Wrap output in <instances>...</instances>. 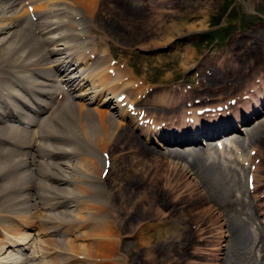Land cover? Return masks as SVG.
Returning <instances> with one entry per match:
<instances>
[{
    "label": "rangeland",
    "instance_id": "obj_1",
    "mask_svg": "<svg viewBox=\"0 0 264 264\" xmlns=\"http://www.w3.org/2000/svg\"><path fill=\"white\" fill-rule=\"evenodd\" d=\"M78 1H76L73 5L76 7V4H78L77 9H79L78 11L82 13L84 17V22L86 24L84 23V28H81L85 29L84 31L86 33L84 32V34H86V37H81H84L86 41H84V38H82L83 41H81L82 39L75 41L76 44H74L75 42L73 43L71 41L70 43L69 41L70 47H73L71 46L72 43V45L75 46L79 44L77 45L79 46L77 48L79 52L91 51L96 55V57L100 55V58H104L103 61L108 59L106 64L107 67L106 65L104 66L106 68L111 67L108 63L109 58H111L113 62H115L114 66H116L111 69H113V71H117L121 81L126 84L124 88L125 90H122V92H124L123 95H130V98L128 99H132L135 98L134 94L136 91L142 93L140 96L137 95L135 98L138 99L140 97V101H138L135 106L142 111L147 110L152 112L151 108L154 109V106H151L150 103L148 104L150 100H146L147 103L143 101L144 99L142 97H144V94H147L148 91L149 93L147 95L150 94V96L151 92H153V94L158 92L169 93V99L175 98L182 93H189L188 97L182 102V105L177 104L175 106H181L179 111L175 112V114L178 115L177 113L182 112L185 107H188L187 105H183L185 102L186 104L193 103V106L199 107L203 105L221 104L222 102H227L230 99L236 98L244 91V88L248 87L249 83H253L256 79H258V77H261V75L264 74V49L261 45L262 42L259 43L258 39L254 41L255 39L252 36V34L257 31L258 34L260 33V36L264 37V0H163L160 2L162 3V6L159 8H156L155 5L152 6V8L146 6L145 4V6H142L141 4L144 3L145 0H128L129 2L132 1L136 3L138 7L141 5L145 16H128L127 14H124L122 11L123 9L119 8L120 4L118 2L116 3L115 0H100L99 3L96 1L98 5L95 4L94 14H92L91 10H86L88 14L86 15L83 11V9H86V5L80 0ZM20 2L21 3L14 7L13 12L8 13L5 16V20L7 21H3L0 24L3 25L5 22L16 21V26L10 28L11 30L9 29V32L20 31L21 28H24V25L22 26L20 23L22 21H26V18L31 13H28V10L34 9L37 4L38 11L34 12L46 10V4L43 0H21ZM80 4L84 5L81 6ZM23 5H25V7ZM66 7L68 8L71 6L67 5ZM24 9L27 11L25 15L22 13V10ZM190 13H192L190 17H185V19L187 18L186 24H191L197 31L189 35V38L187 36L183 39L181 42L183 46L180 48L173 47L174 45H170L168 42L162 43V31L168 27L171 19L184 17ZM13 14H15L14 17H12ZM154 16H159V18L153 19ZM42 19V17H39L36 18L35 21L40 20V23ZM39 23L36 24L38 29H40L38 26ZM33 24L35 23L29 21L30 26H33ZM72 28V25L66 26L67 30H72ZM26 31L30 32L29 35L35 36V31L27 30V28H24L22 33L24 34ZM251 31H253V33ZM83 43H85V45H83ZM86 44L87 46L89 45V47H87ZM80 48L81 51L79 50ZM84 49L87 50L85 51ZM39 52H42V50L40 49ZM186 60L188 63L191 62L196 65L193 70L192 68L186 71L183 70L182 64ZM233 61H235V63ZM243 66L246 68L241 69ZM216 67L218 69L221 67L220 69L224 70L225 73L229 75L225 77L223 72L221 73ZM202 69L207 71V73L214 70L217 74H219V77L223 76V79L226 82V88L224 86L220 87L218 86L220 84H218L217 90L208 92L205 95V98H196V96L201 94V91L194 92V87H198L200 84L199 82H203L205 78L203 75L204 71ZM196 70L201 71L196 72ZM260 70L262 71L261 73ZM1 73L0 75H2ZM199 73L200 76H198ZM108 74L110 75L111 73L106 71V75ZM240 75H242L241 78ZM232 78H236V82H234V79ZM52 84L55 85V82H52ZM184 90L186 92H183ZM75 93L77 94L78 90H76ZM147 95L145 97H147ZM99 102V97H97L95 102L90 105H86V103L81 100L75 99L74 105L78 103L83 108H89L92 111L102 110L104 113L105 111L112 112L105 108V105L96 104ZM69 109L71 110V117H69L68 123L70 124L71 120L74 125L73 116L76 118V123L80 119L77 114L78 107L76 105ZM187 111L188 110L185 112ZM151 114L156 115L159 118L165 117L154 112ZM100 115L104 117L103 114H98L96 112L84 114L82 122H87L90 130L97 127L99 132L97 130L96 132L101 136H105L103 139H97L100 135L97 137L94 135V131H91L92 141L89 142V144L94 153L99 155L100 158L96 155L95 157L94 155H92V157L91 155H88L89 158L87 160L89 163V174L91 173L94 176V179L93 177L91 179L99 184L101 190H97L98 192L90 191V193H88L86 189L88 187H83L84 185H82V183L80 184L79 182H74L73 188H75V190L78 189L80 193H82V196L78 200H82L81 206L84 208H81L79 212V207L76 209V205L68 208L74 211V216L69 217V219L77 218L80 221L84 217H87V214H90L95 221H98H96L97 224L85 225L83 227L77 226L73 229L60 227L59 230L61 231V234L55 236L47 233V228L51 226L52 223L41 221L43 227L39 224V220L42 219L41 217L44 216L47 211L51 212L49 209L47 210L46 208L40 207L42 203L38 204V209L33 207L27 208L24 206H18L17 208L12 207L9 209L11 212L10 215L8 212H5L6 209L3 211V208L5 207L0 204V224L4 222V224L16 225L17 227H20L18 222L26 224L27 227H23V230L25 233L29 234L28 237L30 242L19 246V248L7 246L6 243H3L2 249L4 253H10V255L13 253L11 257H15L14 259H19L21 261L24 258L22 256H28L27 259L23 260L28 262V264H44L52 258L51 256H58L54 249H52L54 245H50L48 242L50 249H45L46 252L53 253L51 256H46L48 254L40 256L42 255L40 250L38 252H32V248L30 246L34 247V249L37 247H40L41 249V241L45 240L42 245H47V241L60 238L63 240V246H67V243L70 242L69 245H71L73 249V252L67 251L69 255L73 254L70 255L72 257L69 256L70 258L67 264H103L102 262L104 260V264H213L211 259L217 257L218 255H222L219 253V250H217V246L215 247L213 245L217 242L215 236L216 224L213 223L214 221L210 224H203L199 221V219H203L207 215H204L199 211L201 209L203 210V208H207L206 206H212L206 202L200 203V201L196 199V195L191 196L188 200V192L183 193L182 191L180 192L181 194L174 195V192L180 191V187L184 184L186 185L188 182L192 185H186L187 187H192L195 181L200 186L202 183L201 176L198 173H195L196 176L192 173H187L183 176L180 175L178 178L179 184L177 189L173 187L170 188V186L167 185L166 187L165 184H162L163 176L161 170H163V168L161 167H163V162H158V166L153 167L154 164L141 159L140 156L136 155L137 152L134 149L127 148L124 143H121V138L117 137L120 129L125 127L130 128L128 122L120 120L116 117V119H114V124L120 126V128H117V126L113 123H111L114 125L112 126L110 121L107 119L104 122L109 130L107 134L108 136L109 134L111 136L112 133H114V135L110 137L111 141L106 142V138L109 137H107L105 129L100 123ZM263 117L264 110L261 111L257 117H253L251 122L242 126L243 129L241 128L242 130H240V133H236L234 137L230 136L231 140H227L228 138H225L224 140L226 141L224 143L226 144H224V146L226 147L224 150L219 149V152H217L218 150L215 148H211L209 150L202 149L205 153L203 154V156L205 155V159L203 158L202 161L204 164L210 165H208V171L211 173L210 175L208 172L211 179L210 181L212 182V177L216 178L217 181L219 179L218 183H220V188L223 192L222 196L226 193L228 195V197H226V195L223 196L222 199L224 201L221 199L222 201L219 203L216 201L211 203L214 204L216 208L220 209V212L223 214L222 219H225L221 227L222 233L225 235L221 238V248L224 253L222 257L223 262L221 264L224 262V264H264V224L259 222V218L261 217L255 213L256 201L253 199V196H255L257 192L258 194H264V144L262 143L261 147L251 145L253 144L252 139H249L251 137L248 135L246 136L247 130L249 129L250 131V128ZM3 124L17 126V124L13 122H1L0 126H4ZM30 128L32 129L33 126ZM131 130L134 136H139L138 133L134 132L135 129ZM263 130L264 127L258 129L257 132L260 131L261 133ZM3 132L0 131V135L4 139L15 137L14 132ZM7 136H9V138ZM236 136L239 137L236 138ZM247 138L249 139L248 141ZM8 142L9 140L0 139V148H11V152H13V154L8 155V157L7 154H0V162L3 161L4 164H7L12 160V163H14L13 169H15L16 172L25 171L26 168H23V165L25 163L27 164V162H25V160L23 162L22 160L26 157L23 153H26L29 148L14 147L11 145V141L9 143ZM243 142L245 145H242L244 144ZM84 143L88 145L87 141ZM85 144L75 142L73 144L74 147L72 146L73 148L68 146L75 154L71 161H73L74 158H76L74 160H78V158L80 160L81 157H86L85 154L88 148H85ZM146 145L149 146L148 144ZM188 147L189 149L187 151L198 152L199 150L198 153L202 151L199 147ZM80 148H83L84 150H80ZM154 150L158 151L157 148H154ZM159 154H161L159 155L161 157L162 154L164 155L165 153L160 152ZM190 156L191 155H187L186 157ZM210 156L212 158H210ZM250 157H252L253 161L250 160ZM57 158L58 157H54L53 159L57 160ZM102 158L105 159L103 160ZM106 159L109 162L107 170L103 166ZM167 159H171L173 162L178 163L177 165L179 166L184 164L180 160H176L171 156L167 157ZM79 160L77 163H79ZM164 160H166V158ZM260 165L262 166L260 167ZM255 167L257 173L261 175L257 179V183L259 185L256 186V191L254 188L255 186L253 185L254 180L252 179L254 177L253 170ZM30 168L33 167L30 166ZM30 168L26 171L30 170ZM199 172H202L201 168H199ZM216 173H218L219 176ZM9 174L10 173L7 172L4 174L3 178L0 176V185L4 184V182L10 178L6 177V175L9 176ZM222 174L226 175L222 176ZM228 174L231 175L229 176ZM164 176L166 177V173ZM220 177H222V179ZM42 179L48 183L51 181L49 178L39 177L36 174L33 175L32 181L40 182L37 180ZM51 182L54 183L53 181ZM88 182L90 183V180H88ZM77 184H79V186ZM251 184L254 188L252 191L251 187H249ZM35 186L29 190V193L32 191L34 192L31 193L32 195H37L36 193L39 191V188ZM63 186L65 185L59 184V187ZM68 187H72V185H69ZM16 189L17 187H14L15 191H17ZM78 190H76V193H79ZM45 193L46 196L49 194L53 196V193H47V191H43L41 194L44 195ZM200 193H202L201 187ZM229 193L232 195L230 194L229 196ZM22 194L24 195L25 192L19 195ZM16 195L18 194L14 192L10 195H6V198H13L16 197ZM51 195L49 196L51 197ZM88 195H90L89 198ZM85 198L87 199L86 201L84 200ZM54 199L53 201L56 200ZM51 200L49 202H51ZM3 201L4 200H0V202ZM98 201L99 203H97ZM75 202L77 201L68 202L66 205L56 207L57 209L55 208L52 211L57 212L58 210H64L66 209L65 206H69L72 203L74 205ZM95 205L103 207L99 208ZM88 210L90 211L89 213H87ZM157 211L161 212L160 215L157 214ZM174 215H178L177 217L180 220L177 221V223L181 225L179 235L174 237L159 234L157 228L161 225L162 221H165L166 219L170 220V218ZM9 216H12L13 218ZM26 218L28 220L27 222L24 221ZM209 218H212L211 215ZM65 219H68V217ZM104 223L105 225L101 227L100 224ZM200 224H203L202 232L198 230L201 228ZM52 225H55V223ZM207 225H210L209 228L211 227V229L205 227ZM60 226H64V224ZM20 228L22 229V226ZM207 229L210 230V233L206 234ZM66 230H68L67 234H65ZM234 230L235 232L237 231V234L234 233ZM105 233H107L106 235L109 237L108 239L106 238L107 240H97L98 242L90 244V249L82 250L85 246L84 244L89 242V239H98L97 236L100 238V236ZM83 234H88L90 238L86 240V237L84 238L82 236ZM208 235L209 237H207ZM210 236H212L213 239L211 238V240L213 241H210ZM79 238L81 239L79 240ZM101 242L104 243L103 246H105V251H107V253L101 252V246L103 244ZM43 248H47V246H43ZM80 251L83 253L85 252L84 254L86 257H84V254H80ZM68 254H61L59 257L62 258L61 256H63L64 258H67ZM54 261L51 264L58 263Z\"/></svg>",
    "mask_w": 264,
    "mask_h": 264
},
{
    "label": "bare ground",
    "instance_id": "obj_2",
    "mask_svg": "<svg viewBox=\"0 0 264 264\" xmlns=\"http://www.w3.org/2000/svg\"><path fill=\"white\" fill-rule=\"evenodd\" d=\"M20 1L21 0H0V24L3 21H7L5 20L6 19L5 16L8 13L13 12L14 7L17 4L21 3ZM43 1L46 4L45 11L34 12V11H38V4L34 7V9L31 8L32 9L31 13L34 12L33 15L43 18L42 21L38 24L40 29H36L37 28L36 24H33V26H30L29 21L26 22V25L24 24L25 29L27 28V30L35 31V36L29 35L30 33L29 31H26V33L23 34L22 30L24 28H21L20 31L18 30V31L9 32L10 28L16 26L15 24L16 21H9V22L3 23V25H0V73L3 72L1 73L2 75H0V119L15 121L19 125V126L13 127L11 126V124L10 126L7 124L5 125L3 124L4 126H0V131L2 132L4 131L3 133H5L6 131L14 132V135H15L14 138H9V136H7L9 139H4L0 135L1 137L0 139L9 140V142L11 141V145L14 147H22L26 149L29 148L27 149V152L25 151L26 153H23L25 154L26 157L24 156L25 159H22V160L23 162L24 160L25 162H27V164L25 163L26 166L25 164L23 165V168H26L27 170L30 168V166L33 167V168H30V170L28 171L23 170V172H20V171L16 172V170L13 169L14 163H12V160L7 164H4L3 161L0 162V176H2L3 178L4 174H6L7 172L10 173L9 176H7L8 174L6 175V177L8 178L10 177V178L6 182H4V184L0 185V200H4L3 202H0V204L3 207H5L3 208V211L6 209L5 212H8L10 215L11 212L9 211V209H11L12 207L17 208L18 206H24L27 208L33 207L35 209H38L39 208L38 204L42 203L40 207L46 208L47 210L49 209L51 210V212L47 211V213L41 217L42 219L39 220L40 221L39 224L41 225V227H43L41 221L43 222L46 221L47 223H52V224L55 223V225L51 224V226L47 228V233L51 235H55V236H58L61 234V233L59 234L60 227H68V229H73L77 226L83 227L85 225H92V224L96 225L97 220L95 221L92 215L90 214H87L88 216L84 217L80 221L77 218L69 219V217L74 216L73 214L74 211L68 209L69 207L71 206L74 207L76 205V209L79 207L78 212L81 210V208H84L83 206H81L82 200L81 201L78 200L82 196L81 195L82 193H80L78 189L76 190H78L79 193H76L77 191L75 190V188H73L74 182H79L80 184L82 183V185H84L83 187H88L86 188L88 193H90V191L98 192L97 190H101V187L99 186V184L93 180L94 176L91 173L89 174V171H88L89 163L87 161L89 158L88 155H91V157L92 155H94V157L95 155L99 157V155L94 153L92 147L89 144V142L92 141L91 131L93 130L94 135L97 137L100 134L96 132V130L98 131L97 127H94L92 130H90L87 122H84V123L82 122V117L84 116V114H89L90 112H96L98 114H103L104 117L100 115V123L104 127L106 134L109 130L104 122L108 119V121H110V124L111 123L114 124L115 123L114 119L118 117L120 120L125 119V121L128 122L129 127L131 129H135V131L137 130V133L141 137L140 139L138 136H134L132 134V130L128 127H125L123 129H120L118 136H117L118 138H121L122 140L121 143H124L127 148L134 149L137 152L136 154L137 156H140L141 159H144L146 162L149 161V163L154 164L153 167H157L158 162H163L162 163L163 167H161L163 168V170H161L162 176H163V183H162L163 185L165 184V186L167 185V186H170V188L173 187L177 189V186L179 184L178 178L180 177V175L183 176V175H186L187 173L188 174L192 173L193 175L196 176V174L198 173L201 176L202 183L200 186L195 181L192 187L190 186L187 187L186 185L191 184V183L189 184L188 182L186 183V185L184 184L182 185V187H180V191L174 192V195H179L181 194L180 192L182 191L183 193L188 192L187 193V195L189 196L188 200L191 198V196L196 195L195 197L197 200L200 201V203L206 202L212 206V207L206 206L207 208L205 209L203 208V210L201 209L199 211L200 213H203L204 215L207 214L206 217H204L205 222H204V218L199 219V221L202 222L203 224H208V223L210 224L212 221H214L213 223L216 224V235L215 236H216L217 242L216 244H213V245L215 247L217 246V250H219V253L222 255L221 256L218 255L217 257L212 258L211 261L213 264L215 263L221 264L223 262L222 257L224 254L221 248V238L225 236L224 233H222L221 227L225 219H222L223 214L220 212V209L216 208V206L211 203L214 201L219 203L223 200L222 199L223 196L226 195V197H228V195L226 193L225 195L223 194L222 196L223 192L221 191L220 183H218L219 179L217 181L216 178L212 177V182L210 181L211 180L209 176L210 172L208 171L209 164L206 165L202 161V159L205 156V155L203 156V154L205 153L203 152L202 147H199L202 150L200 153H198L199 150L198 152L197 151L191 152V151H187L189 149L188 147H184L183 149L181 147L180 149L177 146L165 147V151H160V150L156 151L154 150L155 147L153 148L150 145L149 147L146 145V143L148 144V138H152L157 142L159 140H162L163 142H165V144H169L167 139H172L174 140L172 142L180 144V143H185L183 141H196L197 138L198 139L199 138L203 139L204 137L214 138V136H216L217 134L218 135L223 134L224 133L223 131L225 130L229 131V130L235 129L238 131V128L241 129L243 124L245 125L251 122L254 115H257L258 113L264 110V74L263 75L260 74L261 79H258L257 83L254 82V84H251L249 88L245 92L242 93V95L247 94V96L243 97V99L239 97L237 100L234 101L235 103L233 105H230V108L227 107L225 109L215 111L213 113L203 112L200 115H196L194 114V111H196V109L202 108L208 105H203L199 107L196 106L193 108L185 107L183 109V112L185 110H190L191 112L189 114L179 117L180 119L178 118L177 120H174V121L172 120L173 118L170 115L175 116V112L179 111V109L181 108L180 105L178 107H175L176 105L174 106V104H176L179 98L177 97L176 99H174V101H170L169 96H168L169 93L167 94L166 92H158V93L155 92L156 94H153V92H151L152 90L151 89L150 90L151 96L149 95L145 97L147 94H144V97L146 99L142 97L144 99L143 101L147 103L146 100H150L148 104L150 103L151 106H154V109L151 108L152 112L158 115H163L165 117L159 118L158 116L151 114L152 112L146 110L148 107L147 106L145 109L146 115L143 116L141 118L142 120L140 121V123H138L140 119L137 120L136 114L135 115L133 113L129 114L130 112L127 111L128 109L127 104H130V105L137 104L138 101H140V97L138 99H135V98L137 97V95L140 96L142 93L136 91V93L134 94L135 98H132V99H128L130 98L129 97L130 95L129 96L125 95L123 98H116L119 95L124 93L122 92V90H125L124 88L126 85L123 81H121L120 76L117 73V71H113V69L108 71L109 69L112 68V66L106 68L107 67L106 65V67H104L103 59H101L99 63L98 61L92 62L96 59L94 53H92L91 51H89L90 54L89 52H79L77 51V48L79 47L77 45L79 44H77L76 46L72 45L75 41H79L82 38H84L81 36L86 37V34H84L85 29H83L84 28L83 26L85 23L84 17L82 13L78 11L79 9H77L78 4H76L77 6L75 5L76 7H74L73 5L78 0H43ZM80 1L86 5V9H83V11L85 12L86 15H88L86 10L88 11L91 10L92 14H94V7H95V4H97L96 1L99 3L100 0H80ZM115 1L116 3L118 2L120 4L119 8L123 9L122 10L123 13L127 14L128 16H131V15H134V16L144 15L145 16V13L142 10L141 5L142 6L146 5L150 8H152V6L155 5L156 8H159L160 6H162V3L160 2L163 0H145L144 3H142L139 7L137 6L136 3L132 1L131 2H129L128 0L127 1L126 0H115ZM67 5L71 6V8L70 7L67 8L66 7ZM26 12L27 11L25 9L22 10V13L24 15L26 14ZM191 14L192 13L187 14L184 17H178V18L171 19L168 27H166L165 30L162 31V37H161L163 38L162 43L168 42V44L174 45L173 47H179V48L182 47L183 46V44L181 43L182 40L185 39L187 36L189 38L190 37L189 35L197 31L195 28H193L194 26H192L191 24L190 25L186 24L187 18L188 16L190 17ZM14 15L15 14H13L12 17H14ZM185 17L187 18L185 19ZM27 18H30V15ZM156 18H159V16L153 17V19H156ZM69 25L73 26L72 30L66 29V26H69ZM44 29L45 30L49 29V30L44 32L43 31ZM39 30H41V32ZM49 31H53L52 34L54 33H57V34L50 36L51 33L49 34ZM251 32L253 33V31ZM256 32L257 31H255L252 34V36L255 39L254 41L258 39L259 43L262 42L261 45L264 49V37L260 36L259 35L260 33L258 34V32L257 33ZM45 33L49 35L48 36L45 35L42 38L40 34L42 35ZM63 38H65L66 42H60L63 40ZM66 38H69L70 43L71 41L73 42L71 44V46L73 47H70V50H68L67 48ZM81 41H83V39ZM84 41H86L85 38H84ZM74 44H76V42ZM83 45H85V43H83ZM87 47H89V45ZM40 49L42 50V52H39ZM87 49H84V50L86 51ZM79 50L81 51V48ZM48 53L55 54V55L49 62H45L46 59H48L49 57ZM263 53H264V50H263ZM89 60H92V61H89ZM233 62L235 63V61ZM222 63L225 64L224 62ZM194 66H196L194 65V63H191V62L188 63L187 60L184 61L182 64V68L185 71L191 68L193 70ZM220 68L219 69L217 68V69L221 73L223 72V75L225 77L229 75L225 73L224 70H221ZM242 68H246V67L243 66L241 67V69ZM106 71H108L111 74L106 75ZM200 71L201 70L199 71L196 70V72H200ZM203 71H204L203 75L205 76L204 81L199 82L200 84L198 87H194V92L201 91V94L196 96V98H200V99L205 98V95L208 92L217 90L218 84H220L218 86L220 87L224 86L226 88L225 86L226 82L223 79L224 78L223 76L219 77V74H217V72L214 70H213L214 72L210 71L209 73H207V71L205 70ZM112 72H114L113 73L114 76H112ZM261 72L262 71L260 70V73ZM198 76H200V73L198 74ZM241 76L242 75H240V78ZM54 80H58L59 81L58 83L60 85L58 86L56 90L51 89L50 87L53 85L47 83L48 81L53 82ZM235 80L237 79L235 78L233 81L236 82ZM14 86H16V89ZM76 90H78V93L74 94L73 92H75ZM97 97L100 98V102L96 104L106 105L107 109L112 112L105 111L104 113L102 110L92 111L89 108H83L78 103L74 105L75 99H79L82 102L86 103V105H90L95 102V98ZM120 99H122L121 101L125 100L127 102L126 106L124 105L125 107L121 105L122 102L119 101ZM19 105L23 106L22 110L29 111V113L27 114L28 117L22 116V111L20 110L21 108ZM76 105L78 107L77 114L80 119L76 123V118L75 116L72 115L74 117V120H73L74 125H73V122H71V120L69 124L68 123L69 117H71V113H70L71 110L69 108H72ZM64 108H67V109H64ZM136 109L139 110L138 107ZM187 116L190 117L191 122H192L190 127L188 126V124H185L183 121L184 118ZM150 117L151 118L153 117L154 119L152 118V121L150 123H145L144 118L149 120L151 119ZM157 119H161V120L158 121ZM161 122H164V125H167V124L172 125L173 123L176 125V128L171 130L170 128L165 127V129L163 130V127H158V125ZM30 125H33L32 129L25 128ZM116 126L117 128H120L119 125H116ZM262 127H264V117L260 121H257L254 124V126L250 128V131L249 129L247 130L246 136L248 135L249 137H251L249 138V139H252L253 144L251 145H254L256 147H259V146L261 147V144L262 143L264 144V130L261 133L260 131L257 132V130ZM164 131H167V132H164ZM112 135H114V133H112ZM112 135L110 136L109 134L108 136L107 134V137L109 138H106V142L111 141L110 137H112ZM228 136L230 137L231 134H228L227 137L225 136L220 137L216 141H212V142H215L220 149H223L224 147L223 143L226 140H223V143H222L220 139L228 138ZM104 137L105 136L100 135L97 139H100V138L103 139ZM237 137L238 136H236V138ZM249 139L247 138V141ZM85 140L87 141L88 145L84 143L86 142ZM75 142L83 143L85 144V148H88L85 154L87 158L86 157L83 158L84 156L81 157L80 160L78 158L79 163H77L78 160H74L76 158H74L73 161H71L72 157L75 156V154L73 153V150L70 149L69 147L73 148L74 147L73 144ZM204 143L206 142L204 141ZM206 144H210V143H206ZM156 145L162 147L161 145L163 144L158 142ZM242 145H245V143ZM83 148H80V150L81 149L84 150ZM209 149H211V147H208L207 150ZM160 152L165 153V154L164 155L162 154V156L160 157L159 156L161 155L159 154ZM0 154H7V157H8V155H12L13 152H11V148H7V149L0 148ZM187 155H191V156L186 157ZM170 156L174 157V159L176 160H180L185 165L183 164L179 166L177 165L178 163L173 162L171 159L168 160L167 157H170ZM54 157H58L57 160L53 159ZM165 158L166 160H164ZM206 160H207V157H206ZM250 160H252V157H250ZM212 166L214 167V165ZM261 166L262 165H260V167ZM199 168L202 169V172H199ZM210 170H211V167H210ZM165 173H166V177L164 176ZM35 174L38 175L39 177L49 178V180L51 179V181H53L54 183H52L51 181L50 183H48L47 181H43V179L37 180L40 182H36V181L33 182L32 181L33 175ZM223 175L224 174H222V176ZM253 176H254L252 178L254 180L253 185L255 186V191H256L257 190L256 186L259 185L257 183V179L259 178V176H261L257 173L256 167L253 170ZM92 177L93 179H91ZM220 178L222 179V177ZM87 179L90 180V183L88 182ZM78 180H81V181H78ZM59 184H64L65 186L59 187ZM69 185H72V187H68ZM77 185L79 186V184ZM33 186L39 188V191L37 190L38 192L36 193L37 195L35 194L32 195L31 193L33 191L29 193L30 192L29 190H31ZM14 187H17L16 189L17 191L14 190ZM200 187H201L202 193H200ZM43 191L44 192L47 191V193L51 192L53 193V196L49 194L51 195V197L48 195L50 197L49 198L48 196H46V193L44 195L41 194L43 193ZM225 191H226V188H225ZM14 192L18 195L24 192L25 194L24 195L22 194L19 196L16 195V197H13V198H6L7 197L6 195H10ZM231 193H229V196ZM89 197L90 195H88V198ZM86 198L84 199L85 201L87 200ZM53 199L55 201H53ZM253 199L256 201L255 213L259 217H261L259 218V222L264 224V196H262L261 194H258L257 192L255 196H253ZM50 200L51 202H49ZM71 201L72 202L77 201V202H75L74 205L72 203L69 206L68 205L65 206L66 209L64 210H58L57 212L52 211L56 207L64 206L66 205V203L71 202ZM97 203H99V201ZM89 212L90 211L88 210L87 213ZM160 213L161 212L157 211L158 215H160ZM162 213H165V212H162ZM210 215L212 218H209ZM177 216L174 215L173 217L170 218V220L166 219L165 221H162L161 225L157 228V230L159 231V234L170 235L174 237L178 236L179 230L181 229V225L177 223V221H180ZM9 217H12V216H9ZM66 217H68V219H65ZM24 221L27 222L28 221L27 218ZM100 221H101V217H100ZM18 223L20 224V227L22 226V229L19 226L17 227L16 225L4 224V222L0 224V236H1L0 238V243H1L0 244V262H5L7 264H28V262L23 261L24 259H27L28 256L27 257L22 256L24 258L21 261L19 259H14L15 257H11L13 253L11 255L9 252H8L9 254L4 253L2 249L3 243H6L7 246L11 244L16 247L22 244L23 245H25L26 243L28 244L29 234L25 233L23 230V227H27V225L22 224L21 222H18ZM105 223L100 224L101 227L105 225ZM62 224H64V226H60ZM203 224H200L201 228L198 229L200 232H202L203 230L202 228ZM209 226L210 225H207L205 227L209 228ZM209 229H211V227ZM209 229L206 230V234L210 233ZM236 232L234 230L235 234H237ZM67 233H68V230L65 231V234ZM107 233H105L104 235L102 234L100 238L97 236L98 239H95V238L89 239L90 237L88 234H83L82 236L84 238L86 237L85 238L86 240L89 239V242H87V244H84L85 246L82 250L90 249V244H92L93 242H98L97 240L99 241L101 239H103V241L107 240L109 238L106 235ZM207 237H209V235ZM81 238H79V240ZM211 238L212 236H210V241H213L211 240ZM44 242L45 240L41 241V244H40L41 249L40 247H37L36 249H34V247L30 246L32 248V252L33 251L38 252L40 250V252L42 253V255L40 256H43L45 254H48L46 256H51L53 253H48L45 251V249H50L48 246V242L50 245H54L52 249H54V251L57 253L58 256H51L52 258L46 261V263L44 264H51L54 260H55L54 262H58L57 264H67L69 258L72 257L70 255H73V254H70V255L68 254L69 251L73 252L72 246L69 245L70 242L67 243L68 244L67 246H63V240H61L60 238H55V239H51L50 241H47L46 242L47 245H42ZM103 245L104 243L101 246V252L107 253V251H105L106 248ZM43 246H47V248H43ZM84 253L80 251V254H84ZM61 254H65V255L68 254V256L67 258H64L63 256H61L62 258H60L59 255ZM101 256H104V255H101ZM84 257H86L85 254H84ZM104 262L105 260L102 263L104 264ZM226 264H229V263H226Z\"/></svg>",
    "mask_w": 264,
    "mask_h": 264
}]
</instances>
